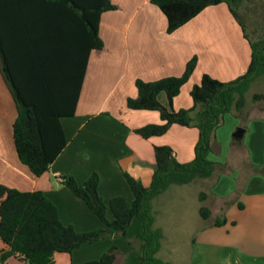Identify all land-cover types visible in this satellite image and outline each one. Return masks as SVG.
<instances>
[{"label":"crops","instance_id":"obj_1","mask_svg":"<svg viewBox=\"0 0 264 264\" xmlns=\"http://www.w3.org/2000/svg\"><path fill=\"white\" fill-rule=\"evenodd\" d=\"M109 1L116 9L101 15L98 33L103 48L89 52L75 113L61 119L66 146L42 176H34L17 156L13 141L17 108L0 70V184L19 192H42L55 205L61 222L78 233L105 227L61 183L62 177L72 176L83 185L95 172L100 178L98 194L106 205L115 197L130 204L133 195L123 174L148 187L154 172L155 147H170L179 163H188L194 157L199 138L196 127L172 125L164 135L148 139L135 132L145 125L161 123L156 111L127 109L126 100L137 96L136 80L179 77L186 63L196 57L193 74L173 100V109L178 111L192 107L190 91L203 75L232 82L245 73L251 56L249 43L225 3L206 8L169 34L164 15L150 0ZM4 5L0 37L11 71L19 76L53 73L59 80L66 79L68 73L72 75L74 60H79L75 54L79 42L68 13L42 0H7ZM181 93L188 95L191 103L180 100ZM239 127L244 134L233 143L232 134ZM211 149L208 159L220 167L206 178L208 190L202 192L210 217L202 219L201 207L195 206L193 221L200 227L190 232L192 238L228 226L230 234L241 224L231 215L235 209L242 217H249L252 234L248 238L264 247V174L255 172L264 167V117L250 110L226 114ZM155 201L154 197V228L165 235L167 230L156 222L160 205ZM106 217L112 219L109 209ZM223 218V226H213ZM242 224L246 225V220ZM111 247L119 250L114 264H124L128 242L114 236L82 245L71 254L55 253L53 259L55 264H79L99 259ZM4 264L23 263L9 258Z\"/></svg>","mask_w":264,"mask_h":264},{"label":"trees","instance_id":"obj_2","mask_svg":"<svg viewBox=\"0 0 264 264\" xmlns=\"http://www.w3.org/2000/svg\"><path fill=\"white\" fill-rule=\"evenodd\" d=\"M17 1V0H16ZM244 0H150L166 19V31L172 33L198 16L206 8L225 3L231 15L241 26L243 37L251 49L250 62L245 73L238 79L223 83L203 75L199 84L193 86L190 109H173V100L193 74L197 59L193 57L181 76L167 77L154 82L136 80V98H128L126 107L134 111H156L159 124L145 125L135 132L142 138L162 136L172 125L196 127L199 138L194 157L188 163H179L170 147L154 148V172L148 187L124 173L123 176L133 195L127 204L122 197L112 198L106 205L98 194L100 178L97 173L79 185L72 176H64L61 183L99 219L105 228L78 233L73 226L64 225L59 219L55 205L40 191L19 192L0 184V261L16 258L23 264H55L54 254H71L82 245L92 244L114 236L128 242L124 264H169L155 256L159 248L160 232L154 228L151 200L173 185H185L196 179L211 176L219 164L208 159L211 141L222 125L224 116L240 112L244 95L259 75L264 74V34L252 42L245 34L238 10ZM7 0H0V11ZM68 13L75 29L79 46L75 54L74 71L66 79H54L55 74L16 75L4 57L0 37V70L17 108L13 123V141L20 162L34 176H42L66 146L61 119L72 117L79 99L89 52L99 51L103 42L99 37L101 15L113 11L116 6L109 0H42ZM76 44V42H75ZM252 100L264 101L263 94H254ZM193 114H195L193 116ZM236 140H233V143ZM264 174V167L255 170ZM204 200V195H201ZM242 205L239 204V208ZM110 210L112 219L106 217ZM202 219L210 217L206 207L199 209ZM219 219L214 227L223 226ZM138 242L135 249L133 242ZM119 250L109 248L99 259L79 264H114Z\"/></svg>","mask_w":264,"mask_h":264},{"label":"rangeland","instance_id":"obj_3","mask_svg":"<svg viewBox=\"0 0 264 264\" xmlns=\"http://www.w3.org/2000/svg\"><path fill=\"white\" fill-rule=\"evenodd\" d=\"M238 15L250 41L254 42L264 34V0H244ZM233 20L239 25L234 17ZM239 27L241 28L240 25ZM263 93L264 74H261L250 83L244 95L242 110H250L251 114L264 117V101L252 100L254 94ZM180 96V100H188L191 103L188 95L181 93ZM207 190V179H196L185 185H173L168 191L155 197L156 204L160 205L156 222L158 227L160 225L168 232L160 236L155 257L169 264H264V247L248 238V234H252V231L248 230L249 217H242L243 215L236 213L235 209L231 215L236 221L240 219L241 224L237 229L231 230L230 234H227L230 229L228 226L192 238L190 232L200 227L199 222L193 221L194 208L208 207V203L201 200V195L205 194L202 192ZM245 220L246 225L242 224ZM133 246L137 249L138 242L134 241Z\"/></svg>","mask_w":264,"mask_h":264},{"label":"water","instance_id":"obj_4","mask_svg":"<svg viewBox=\"0 0 264 264\" xmlns=\"http://www.w3.org/2000/svg\"><path fill=\"white\" fill-rule=\"evenodd\" d=\"M244 134V129L239 127L235 130V132L232 134V137L235 139V140H240L242 138Z\"/></svg>","mask_w":264,"mask_h":264},{"label":"built area","instance_id":"obj_5","mask_svg":"<svg viewBox=\"0 0 264 264\" xmlns=\"http://www.w3.org/2000/svg\"><path fill=\"white\" fill-rule=\"evenodd\" d=\"M0 264H3V262H2V261H0Z\"/></svg>","mask_w":264,"mask_h":264}]
</instances>
